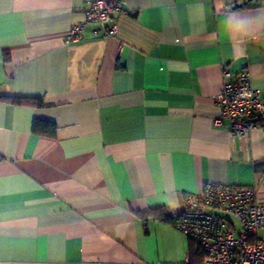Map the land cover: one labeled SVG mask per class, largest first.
<instances>
[{
  "label": "crops",
  "instance_id": "obj_1",
  "mask_svg": "<svg viewBox=\"0 0 264 264\" xmlns=\"http://www.w3.org/2000/svg\"><path fill=\"white\" fill-rule=\"evenodd\" d=\"M115 33L82 0H0V264H189L171 222L206 183L264 204V125L215 119L222 73L264 101V0H120ZM55 124L54 136L33 132Z\"/></svg>",
  "mask_w": 264,
  "mask_h": 264
},
{
  "label": "built area",
  "instance_id": "obj_2",
  "mask_svg": "<svg viewBox=\"0 0 264 264\" xmlns=\"http://www.w3.org/2000/svg\"><path fill=\"white\" fill-rule=\"evenodd\" d=\"M84 19L73 21L67 40L80 38L83 25L98 23L105 36L115 33L112 16L122 13L120 0H82ZM220 108L215 122L229 121L233 136L264 125V101L247 71L224 69L220 91L214 97ZM172 224L202 252V264H264V204L255 199L252 185L206 183L189 194Z\"/></svg>",
  "mask_w": 264,
  "mask_h": 264
},
{
  "label": "trees",
  "instance_id": "obj_3",
  "mask_svg": "<svg viewBox=\"0 0 264 264\" xmlns=\"http://www.w3.org/2000/svg\"><path fill=\"white\" fill-rule=\"evenodd\" d=\"M0 100L11 104H25L42 106L43 102L40 97H22V96H0ZM55 124L49 121L34 120L32 130L35 133L43 134L46 136H54ZM137 215L142 219L153 218L166 223H172L174 215L169 214L164 207L149 209L145 212H137ZM191 245V261L189 264H202L204 255L202 252L194 251L193 244Z\"/></svg>",
  "mask_w": 264,
  "mask_h": 264
}]
</instances>
